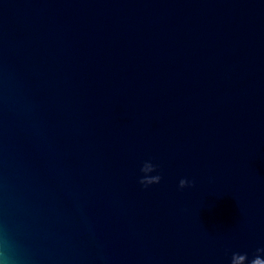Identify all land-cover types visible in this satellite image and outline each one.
<instances>
[{"label": "water", "instance_id": "obj_1", "mask_svg": "<svg viewBox=\"0 0 264 264\" xmlns=\"http://www.w3.org/2000/svg\"><path fill=\"white\" fill-rule=\"evenodd\" d=\"M259 248L264 0H0V264Z\"/></svg>", "mask_w": 264, "mask_h": 264}, {"label": "clouds", "instance_id": "obj_2", "mask_svg": "<svg viewBox=\"0 0 264 264\" xmlns=\"http://www.w3.org/2000/svg\"><path fill=\"white\" fill-rule=\"evenodd\" d=\"M157 170V166L153 164L151 161H145L141 167V172L144 174L139 183L144 186V188H148L151 185L159 184L162 177L160 175H148V173H153ZM195 186L194 181H189L188 179H181L179 181V188L184 189L185 187ZM264 248L257 249V255H255L250 261L248 259V255L246 253H233L231 264H242V262L247 259L248 264H264ZM5 264L7 261V257H4Z\"/></svg>", "mask_w": 264, "mask_h": 264}]
</instances>
